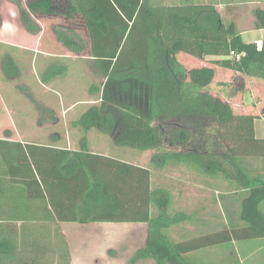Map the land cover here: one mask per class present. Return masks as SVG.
Returning <instances> with one entry per match:
<instances>
[{
	"label": "trees",
	"instance_id": "16d2710c",
	"mask_svg": "<svg viewBox=\"0 0 264 264\" xmlns=\"http://www.w3.org/2000/svg\"><path fill=\"white\" fill-rule=\"evenodd\" d=\"M8 1L17 7L21 26L33 34L41 29L33 13L79 15L88 33V59L103 82L89 86L96 103L71 121L82 132L78 147L56 150L0 139V206L18 207L0 209V264H68L70 251L60 222L145 223V242L128 264L144 259L154 264H193L187 257L191 251L264 238V137L254 132V121L264 117V106L259 113L235 110L233 103L209 91L213 67L187 69L177 59L178 53L198 59L221 56L214 63L232 75L264 80V39L260 47L245 42L235 24L225 23L212 3L195 0L171 4L28 0L26 5ZM253 13L256 27H264V10L256 8ZM53 32L67 50L83 53L85 41L74 29L57 25ZM1 70L9 78L20 75L19 65L8 53L1 57ZM66 71V65L51 64L41 82ZM28 98L38 110L42 108L31 95ZM92 129L117 146L152 150L149 165L91 150L87 134ZM48 152L51 157L59 153L61 160L55 158L48 166ZM59 163L65 179L60 190L67 202L50 210L48 203L56 207L53 196L46 200L39 182L45 185L44 173H56ZM168 166L187 167L203 176L206 189L212 178L225 184V189L218 188L219 204L226 211L221 227L198 233L209 222L203 217L208 211L205 205L190 208L179 191L154 184L153 173ZM10 184L16 186L4 195L3 188L9 190Z\"/></svg>",
	"mask_w": 264,
	"mask_h": 264
},
{
	"label": "rangeland",
	"instance_id": "374dc122",
	"mask_svg": "<svg viewBox=\"0 0 264 264\" xmlns=\"http://www.w3.org/2000/svg\"><path fill=\"white\" fill-rule=\"evenodd\" d=\"M154 2L171 4L177 3L178 0H154ZM23 5L25 4L23 3ZM246 6L251 7L249 4H246ZM37 16L40 17V15ZM39 17L33 18L43 29L41 28L38 33L33 34L21 26L17 35V41L22 47H24L23 45L30 46L27 43L33 44L35 41L42 44V48L46 49L45 53L49 54V56L45 55L44 61L41 60L43 56L41 53H35L34 55V52L22 49L21 47L15 48L5 45L2 41L9 42L8 39L0 38V126L4 128L5 126L10 128L12 126L14 129H22L25 140L32 142V139L35 138L43 139L49 131L46 126L39 127L36 125L35 121L41 124V121L49 122L57 119L61 131H56L64 132L65 129L68 146L71 148L78 147L82 132L78 127H73L71 121L77 119L89 105L96 103L94 100L96 97L89 95L88 88L93 83L100 84L103 82V78L91 65V60L88 59V33L79 15H75L72 18L58 14ZM18 22L20 24L19 17ZM57 25L74 29L80 34L85 41L83 53L74 54L56 40L53 28ZM255 35L256 31L254 29L247 30L243 34V39L250 41L256 37ZM4 53L11 55L19 65L20 75L18 77L9 78L2 72L1 57ZM177 59L187 69L196 66L198 63L197 59L195 60L185 53H178ZM51 64L66 65L67 71L64 75H58L47 83H43L41 82V77L46 69L45 67ZM218 75L220 80H235L233 79V75L230 78L229 74L225 76L218 73ZM222 83L224 82L219 81L217 86L213 83L209 86V91L225 101L228 100L231 103H235V110L237 111H243V107H239L237 103L244 104L251 111L259 110L256 103L264 100L263 82L250 79L248 82L243 83L241 87H237L238 80H235V83L232 85L230 83L226 88ZM257 83L258 86H256ZM230 85L231 87H229ZM220 87L222 89L217 90ZM256 87H258L259 93H256ZM219 91L223 92L224 96L220 95ZM28 95H31L35 101L41 104L42 108L38 110L36 105L28 98ZM262 104L264 105V103ZM252 105L255 107L254 109L251 108ZM49 108L54 109L60 119L50 114L51 109ZM255 124L257 135L264 136V118L257 120ZM1 133L3 135L5 131ZM87 139L91 150L95 152L142 166L149 165V158L153 153L152 150L140 152L133 148L117 146L107 135L94 129L88 132ZM202 180L203 176L195 174L193 170L188 171L187 167L175 169L168 166L161 171L153 173L154 184L164 185L170 187V189L173 188L176 194L179 191V198L187 204L186 206L192 208L205 205L204 207L208 211L206 209L203 211V217L209 220V222L205 225L204 232L198 233H207L208 230H217L218 226L221 227V222L224 223L225 221L226 211H223L218 198V188L221 186V188L225 189V184L219 178H212L208 181L210 188H205L204 193H202V190L199 188L203 185ZM226 188L228 192L226 195L229 196L227 185ZM227 201L229 204H232L231 197H227ZM228 214L230 215V210H227ZM128 224L124 222L108 224L70 222L65 224V226L67 227V235H74L76 233V240H86L85 243L88 245L91 244L88 243L89 239H86L88 236L93 238L103 235L99 238L98 243L94 242L92 245L96 246L97 250L100 249L99 251L112 247L114 251L116 250V254H118L120 253L118 252L119 248L127 242L132 250L138 248L139 242L141 245L143 244V229L140 230L138 225L133 226ZM69 238L72 239V236ZM103 238L106 239L105 243H103ZM102 239L103 241L99 242ZM226 244L227 251H232L235 245L231 242H227ZM117 261L116 264H124V255H121Z\"/></svg>",
	"mask_w": 264,
	"mask_h": 264
},
{
	"label": "crops",
	"instance_id": "0c3cea01",
	"mask_svg": "<svg viewBox=\"0 0 264 264\" xmlns=\"http://www.w3.org/2000/svg\"><path fill=\"white\" fill-rule=\"evenodd\" d=\"M20 1L23 2L25 5L28 2V0H20ZM195 2L196 3H212L215 6V8L218 10V12L220 13L225 23L232 22L235 24L236 31L241 35L242 39H243V34L246 33L247 30L254 29L256 31V35H255L256 37H254V39L250 41H245L243 39L245 42H255L256 44H258L259 42L262 43V40L264 39V27H260V28L256 27L255 16L253 12L256 8H261L264 10V0H195ZM246 4H249V6L251 7L249 8L248 6H246ZM0 14L2 17V24L0 27V38L3 37L4 39H8L9 41V42L2 41L3 43H5V45H9L15 48L21 47L22 49L34 52L33 53L34 55L35 53H41L43 55L41 59L42 61H44L45 55L49 56V54L45 53L46 49L42 48V44H40L39 42L35 41V43L33 44L27 43L30 46L23 45L24 47H22L21 44L18 43L17 35L19 33V28L21 27V25L18 22V10L12 2L8 0H0ZM37 15H40V17H42L45 14L41 12L32 14L33 17H39ZM45 16H48V15H45ZM191 57L194 58L195 60L197 59L198 63L196 66H210L214 68L215 76H214L213 83L216 84V86L218 85L219 81H222L224 82L222 83V85L226 88L230 83L232 85L233 83H235V80L236 81L238 80L237 87H241L243 83H245L246 81L248 82L250 79H252L253 81L256 80L257 82L259 81V82L264 83V80L262 79L249 77L243 74H236V73L233 74L234 76L233 79H235L234 81L232 80L226 81L225 79L220 80L218 78L219 76L218 73H220V75L224 74L225 76H228L229 74L230 75L229 78L232 76L231 72L228 69L224 67H220L214 63L215 60L221 59V56L208 55V56H204L202 59H198L193 56ZM231 85L229 87H231ZM256 86H258V83L256 84ZM257 88L258 87L255 88V91L256 93H259V90ZM221 89L222 88L220 87L219 90ZM219 94L224 96L223 92L221 91H219ZM262 103H264V100H262L261 102L258 101L256 103L257 108L259 107L258 111L256 110L251 111V110H248L244 106V104H241V103H237V104L239 107H243L242 112L259 113L262 107L264 106ZM233 104L234 106H236L235 103ZM251 108L254 109L255 107L252 105ZM50 114H53L55 118L58 117L54 109H51ZM261 118H264V117L256 118L254 121V132L257 137H264V136H258L256 133L257 129H256L255 123L257 120H260ZM58 119L60 118L58 117ZM35 124L38 125L39 127L46 126L48 128L49 131L47 130L48 133L46 134V137L44 136L43 139L35 138V139H32V142H27L24 138V133H23L24 131L22 129H19V128L14 129V127L12 126L11 128L8 126H5V128L0 126V133L5 131V134L3 135L2 133L0 134V139H6L9 141H13V142H20L22 144H25L27 142V143H30L36 146L55 148L56 150L71 148L68 146V143H67L68 139H67V133L65 132V129H64V132H58L61 130H60V125L57 119H55L54 121H49V122L41 121V124L40 122L35 121ZM73 148H76V147H73ZM35 151H40V150L36 149ZM48 153H50V155L47 157L45 161V164H48V166H50L52 162H55V158H57L58 162L61 160V155L59 153L54 152V154H52L53 155L52 157H51V152H48ZM63 174L66 175L65 169L63 170ZM44 175H45V179H44L45 185L44 183L42 184L39 182V186L41 187V190L45 196V199L48 200V197H50V195L53 196V202H54L53 204L56 205L55 208L54 207L52 208L50 207V204L47 202L48 209L50 210H53L56 208L61 209L62 206L66 204L67 197H66V193L60 190L61 185L65 186V184L64 185L61 184V181L65 182V179H63L64 177L61 174L60 163L58 165V171L56 173H50L47 171L46 173H44ZM35 177L37 178V175H35ZM203 185L199 187L202 190V193H204L203 190L205 189V186ZM9 186H10L9 190L7 186L3 188L4 195H7V196L10 195L12 186H16V184L14 185L10 184ZM34 188L35 190H37L38 186L34 184ZM262 206L264 208V203ZM7 208L17 209L18 207L12 206V205L10 206L1 205L0 206V209H7ZM33 208L36 209L37 207L34 206ZM38 208L40 209V207ZM67 223H70V222H60L59 227L69 246L70 261L68 264H116L118 262L117 260L120 258L121 255L122 256L124 255L123 263L128 264L127 263L128 259L130 258V256L135 250V249L132 250L129 247L128 242L119 248L118 252L120 253L118 254H116L115 252L116 250L114 251V248L112 247L104 248L101 251H99L100 249L97 250L96 246H93L92 243L94 242L98 243L99 238L102 237L103 235L95 236L93 238L91 236H88L86 239H89L88 243H91L90 245H88L85 243L86 240H81V239L76 240V237H77L76 233L74 235H70V234L67 235V232H66L67 227L65 226V224ZM93 223H97V222H93ZM128 225H133V226L138 225L140 230L143 229L142 230V243L144 244L145 238H146V224L145 223H129ZM187 227L190 228V226H187ZM224 227L225 225L223 226V228ZM204 228L205 226H202L200 229H198L197 232H204ZM183 229L184 228H177L176 231L177 230L183 231ZM69 235L72 236V239L69 238L70 237ZM178 237L176 235V232H174V238H178ZM103 239H104L103 243H105L106 239L105 238ZM103 239L100 240L99 242L103 241ZM231 243L235 245L232 251H227L226 243H219L217 245L204 247L201 249L191 251L187 253V257L190 259V261L193 264H264V238L237 239L235 241L234 240L231 241ZM142 245L139 242L138 247ZM136 264H154V261L152 259H144V260L138 261Z\"/></svg>",
	"mask_w": 264,
	"mask_h": 264
},
{
	"label": "built area",
	"instance_id": "2783aa9c",
	"mask_svg": "<svg viewBox=\"0 0 264 264\" xmlns=\"http://www.w3.org/2000/svg\"><path fill=\"white\" fill-rule=\"evenodd\" d=\"M257 45H258V47H260L259 44H257ZM237 57H239V55H237Z\"/></svg>",
	"mask_w": 264,
	"mask_h": 264
},
{
	"label": "water",
	"instance_id": "95a60500",
	"mask_svg": "<svg viewBox=\"0 0 264 264\" xmlns=\"http://www.w3.org/2000/svg\"><path fill=\"white\" fill-rule=\"evenodd\" d=\"M258 44H259V46H261V42H259Z\"/></svg>",
	"mask_w": 264,
	"mask_h": 264
}]
</instances>
